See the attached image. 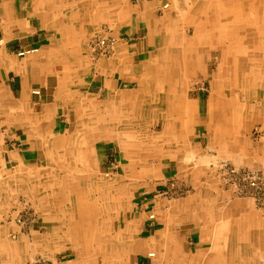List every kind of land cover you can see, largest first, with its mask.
I'll return each mask as SVG.
<instances>
[{
  "label": "crops",
  "instance_id": "crops-1",
  "mask_svg": "<svg viewBox=\"0 0 264 264\" xmlns=\"http://www.w3.org/2000/svg\"><path fill=\"white\" fill-rule=\"evenodd\" d=\"M122 3L123 7L120 8ZM220 3L238 4L234 7L238 15L232 18V24H225L229 19V16H226L221 19L222 22H218V29L213 30L211 28L213 25L208 26L207 20L215 15L203 12L199 8L206 4L198 3V6H193L189 12L182 8V0H0V41H3L0 43V177L15 180L20 177L31 179L35 176L32 175L35 167L48 159L57 165L60 162L65 164L63 169L58 166L42 171L41 177L44 178L42 184L46 187L41 192L40 200L37 197L41 208L46 211L44 218L47 217L48 222L54 223V231L61 234L58 240L65 237L63 240L65 242L77 241L74 238L76 232L73 231L72 234L67 230L66 220L64 221L67 209L64 196L82 192H78L73 185L67 192L64 189L67 183L59 180L72 179L71 183L75 184L78 179L91 178L86 162L89 165L97 162V171L98 161L101 159L99 144L105 140L122 144L120 139L115 141L114 137L117 129L113 121L114 106L128 108L129 96L137 95V102H131L136 109L140 111L151 108L152 102L147 100L146 96L140 101V95L146 94L145 89L152 87L153 83L155 86L160 84L162 79L154 78L151 69L153 72L157 66H161L162 69L167 65H164L168 62L165 60H169L170 70L167 74H163L166 72L165 69L161 72L163 80L170 84V88L167 87V92H161V95L162 93L168 95L162 106L166 108V112L163 111V116L159 119L161 121L164 118V123L158 136H150L146 140L145 135L143 136L141 140L143 148L149 145L165 146L168 144L166 141H169L185 146L184 156L190 154L187 159L195 157L194 151L186 147L178 132L183 127L195 130L198 125H204L210 132L217 129L218 140L225 141L232 132L230 136L232 134L235 140L241 141L242 125L249 123L250 119L241 117L243 107L241 85H238L236 90L241 102L235 104L231 111L222 110L221 93L227 83L226 77L230 75L228 70L225 71L227 75L221 79L215 67L217 76L212 80L213 95L208 101L206 112L203 110L200 95L193 99L190 89L195 83L201 84L209 79V68L206 66L211 57V49L208 48L214 47L215 51H219L223 50V47H234L235 43L228 37L230 33H235L234 37H239L238 39L243 41L261 38L257 44L242 45L240 42V47L250 55L246 56L247 66L250 61L264 66V54L261 56L259 53L258 59L255 54L264 46V36L260 35L261 30L264 31V20H261L264 15V0H215L218 8L221 6ZM165 4H169L167 9L163 8ZM123 8L125 18L120 20L117 14L123 11ZM245 8L249 10L247 19H253L248 26L240 25L239 22L243 14L241 10ZM254 9H257V12ZM174 10L178 12L172 16ZM166 11L171 13L165 14ZM195 18L197 19L194 22ZM166 19L169 22H166ZM115 20L118 21L116 25H119L117 27L119 43L114 46V53L106 61L109 68H106L103 79L98 82L97 73L102 70L91 67L90 76L81 81L83 85L89 83L90 91L86 92L88 95L92 94L100 83L99 93H105L106 101L90 99L87 104L90 103L95 108L92 112H85L90 118L84 121L85 114L83 120L81 115L78 117L76 114L77 126L72 130L75 102L78 101L83 106L85 104L83 100H89L81 97L82 95L77 98L78 87L76 88L74 84L77 79L74 77L76 76L74 68L85 66L87 62L91 64L87 58L90 54L83 55L85 36L92 32L97 22L112 24ZM184 24L186 26H183ZM201 28L206 31L200 32ZM238 31L240 33L237 34ZM159 35L161 48L157 58L154 62H148L155 56ZM202 35L208 38L205 40ZM30 49L39 51L24 57L17 55L18 52ZM124 67L130 70L124 73ZM250 75L254 77V81L259 77L255 71ZM124 82L137 84L138 90L134 92L120 90ZM180 82L183 84L182 88L186 90L181 93L177 91L176 85H172ZM263 89L264 87L256 88L258 100L264 101V94L261 92ZM37 91L40 93L35 94ZM157 104H160V100ZM162 108L155 110V107L152 114H159ZM99 113L105 118L98 121ZM164 114L167 115L166 118ZM171 116L179 119L178 122L175 121L176 125L174 121L172 122ZM229 117H232V124L229 123ZM178 123L183 125L181 129H178ZM86 130L89 134L80 140ZM143 132L145 134V131ZM48 162L50 163L49 160ZM134 164L128 167V171L133 172L137 178L142 172L139 168L146 163L138 160ZM96 171L93 175L97 173ZM127 175L133 177L130 173ZM48 185L54 189L46 193ZM4 186L5 181H0V197L4 192L2 191ZM28 187L30 189L27 188V193L34 194L33 185ZM113 188L115 186L102 189L103 197L109 201L110 196H113L112 199L120 202L117 206L116 219L121 218L118 223L135 228L139 234L137 241H130V245L139 244L137 250L133 249L129 255V258L137 259L134 264H264V212L263 214L251 212L250 203L235 197L232 202L231 198H228L232 195L229 190L221 189L218 196L220 199L208 198L199 190L181 203L168 208L161 207L163 203L160 201L157 205L160 209L157 218L151 221L148 216L153 213L154 208L151 209V205L157 200L156 197L151 200L152 194L144 191L133 193L131 187H124L118 191H114ZM132 194L134 195L132 207L129 208L127 203L124 204L125 207L121 206L123 198L126 199ZM79 199L80 196L77 197V200ZM108 205V202L105 203L104 217L111 221L110 224L115 225L114 222L117 221H114L115 209ZM62 206L65 208L62 209ZM60 208L61 213H57ZM247 208L250 211L249 215ZM98 210V207L95 208L96 221L102 217L98 215ZM55 216L58 221L54 220ZM89 217L91 219L94 214H89ZM51 235L55 234L53 232L47 234L45 231L42 233L43 239L47 242L50 241ZM19 243L22 242L18 240L12 244L4 242L0 245V250L4 246L5 250L8 249L16 255ZM69 249L71 250L67 251L73 253L78 251L74 245ZM150 251H154L152 252L155 254L154 259L149 257ZM71 255L75 257V254ZM3 257L7 255H0V258Z\"/></svg>",
  "mask_w": 264,
  "mask_h": 264
},
{
  "label": "rangeland",
  "instance_id": "rangeland-1",
  "mask_svg": "<svg viewBox=\"0 0 264 264\" xmlns=\"http://www.w3.org/2000/svg\"><path fill=\"white\" fill-rule=\"evenodd\" d=\"M198 3L204 5L206 4L203 8L202 6H199L203 12L215 15L211 16V18L207 20V25L210 24V26H216L211 27L213 30L217 29L219 26L218 22H222L221 19L226 16H230L228 21H225V24H232V18L235 16L237 17L238 15L234 10V7L238 6V4L235 3H232L231 5L220 4L222 6L218 8L215 4V0H191L190 2H188V0H182L181 5L182 8L184 7L187 11H189L193 9V6H198ZM120 5V8H122L123 3ZM241 11L243 14L241 13L242 17L239 20L240 25H250L253 22V19H247L249 10L245 8ZM254 11L257 12V9H254ZM177 12V10H174L172 12V16L176 15ZM169 13L171 12H165V14ZM124 14L125 9L123 8V11H120L117 14L118 18L123 20L125 18ZM115 17L116 14L114 13V18ZM263 18L264 15L261 17L262 21L264 20ZM196 19L197 18L194 19V22ZM163 20L165 21V19ZM116 22L118 21L115 20L112 24H110L99 21L92 32L85 36V41L83 42V55L88 56L87 53L90 54L91 57L88 56L87 58L91 64L87 62L85 66L74 68L76 75L74 77L77 78L75 79L76 83L74 84L76 88L80 87L79 89L77 88V98L82 95L81 97H86L89 100H83L85 103L83 106H81L78 101L75 102V113L73 114V124L71 126L72 130H74L77 126L76 114H78V117L80 115L83 117L86 111L88 113L94 111L95 108L90 105V103L87 104L90 99L94 98V100H98L100 102L106 101L105 93H99L101 90L100 83L97 85L98 88L92 91V94L88 95L86 92L90 91L89 83H85V85H83L84 83H81V81L90 76L89 70H91V67L102 70L98 72L100 74L97 73V78L98 82L103 79L106 68H109L106 61L109 60L110 55L114 53V47L111 50H107L99 44L101 41H112L114 39V46L119 43V36L117 35L119 31V28L117 27H119V25H116ZM166 22H169V20L166 19ZM183 26L186 25L184 24ZM199 31L202 33L205 32L203 28L199 29ZM261 32L262 33H260V35L264 36L263 29ZM203 37L204 39L208 38L207 36ZM160 42L161 35L157 38V50L155 52V56L153 59L148 60V62H154V60H156L158 55L157 53L161 48ZM261 47L262 50H257L255 52L257 56L256 59L259 58L260 54H262L261 56L264 54V46ZM208 49H211V57L209 58L208 65L206 66L207 69L209 68V79L207 81H203L204 84H202L203 82L201 84L195 83L190 89L192 92L190 95H193V99L199 95L202 98L201 104L203 105V110L205 112L209 106L208 101L213 95L211 88L213 77L217 76L216 70H218V66L222 64L223 60H226L222 57V54L219 51L216 52L213 48ZM208 49L205 50L208 51ZM238 53L240 55L238 56L237 54L235 58L238 61V66H242L243 68V70L241 69L243 73L242 76L246 77L247 75V78H250H242L240 80L243 106L241 117L243 118L244 116V118L247 117L253 120L251 121L249 119V123L242 125L241 141L235 140L232 137V134L230 136V133L232 132H230L226 140L223 141L221 139L218 140L219 134L217 129L210 132L204 125H198L195 127V130L194 128L192 130H188L186 127H183L181 123H178V129H181V126L183 127L180 132H178V135L183 139L187 145L186 147L189 150L194 151L195 157H189V159H187V156H184L185 146L177 143H169V141H166L168 144L165 146L156 147L149 145L143 148L141 140L144 135L146 140L150 136H158L162 131L164 118L161 121H159V119L163 116V111L166 112V108H162V106L164 99L167 98L168 95L166 96L167 93H162L163 95H161V92H167V87L168 89L170 88V84L163 80L161 72L165 69L166 72H163V74L169 73V60H165L168 62L164 63V65H167L163 66L162 69H160L161 66L154 68V72L153 69H151L154 78L157 77L158 80L162 79L160 84L158 83V86H155V83H153L152 87L145 89L146 94L140 95V101L144 96H146L147 100L152 102L151 108L146 110L142 109L140 111L138 108L136 109V106L131 102H137V95L134 97L129 96L130 104H127L129 106L128 108L122 109L114 106L113 121L116 125L115 128H117L115 129L114 137H116L115 141L120 139L122 144L113 143L111 140H105L99 144L98 151L99 155H101V159L98 161L99 164L97 171V162L94 164L90 163L91 165L86 162V168L88 169V173L91 174V178L78 179L76 180V185L71 183L72 179L59 180V182L62 181L67 183L64 188L67 192L70 191L68 190L70 186L71 188L75 186V189H77L78 192L82 191L79 200H77L78 195L67 194L64 196L66 197L64 200L67 204L64 221L66 220L67 230L71 231L72 234L73 231L76 232L74 238L77 239V241H75V243L63 241L65 240V237L58 240L61 234L54 231V223L48 222L47 217L44 218L46 211L44 212V209L41 208V205L39 204L40 197L42 196L41 192L43 191V188L46 187L44 186L45 184H42V181H44V178L41 177L43 174L42 171L51 170L52 167L58 166L63 169V166L65 165L64 163L61 164L60 162V164L57 165L55 162L51 161V159H48L50 163L48 160L43 163L40 162L39 166L37 168L35 167V170L32 171V175L35 176L31 179L20 177L15 180V178L0 177V181H5L6 184V186L2 189L4 192L0 197V245H3L4 242L12 244L17 240L22 242L18 244V251L16 255L12 253V251H8V249L5 250V247L2 246L0 255H7V257L0 258V264H134L137 259L129 258V255L133 252V249L137 250L139 244L132 243L130 245V241H137L136 239L139 238V234L135 228H129L126 224L121 225L118 223L121 219H116L118 218L117 206L120 205V202L116 201L115 198L112 199L113 196H110L108 201V199L106 200L102 194V189L112 188L114 186V191L121 190L124 187H131V191L133 193L144 191L148 194H152L151 200H154L155 197L158 200L151 205V209L154 208L152 212L156 214V217L160 210L157 208L160 201L163 203L161 207L168 208L173 204L181 203L186 198L191 197V194L197 193L199 190L206 194L208 198L215 199L220 196L221 189L224 191L229 190V192L232 193L230 197L228 196V198H231L232 202L235 197L239 200L250 203L252 205L251 212H261V214H263L264 101L256 98V88L258 87L262 89V87H264V66L254 64L252 61L248 62L247 66L246 56L249 57V53L244 50L241 52L238 50ZM228 59H230V57ZM128 70L130 69L124 67V73ZM227 70L229 74L232 73V67ZM252 71L259 74V77H257V80L255 81L253 80L254 77L250 75ZM233 81L237 82L235 84L236 86L238 84V80L234 79ZM159 85L163 87H159ZM172 85H176V89L180 93L182 91H186L182 88V82ZM231 86H233V84H230V87L227 86L224 90L226 91L231 89ZM119 89L124 90V92H134L138 90V86L132 82H124ZM236 90L233 95H225L229 103L226 108L222 104L223 111H231L234 109L235 104L237 105L240 103L238 100V98L240 99V95L238 96L239 93ZM261 92L264 94V89L261 90ZM159 100L160 104H157ZM153 107H156L155 110H157V108L158 110L162 108V113L160 112L159 114L153 115ZM244 112H246L245 115ZM137 113L140 115H137ZM99 114L97 115L98 121L101 118H105V116ZM164 116L166 118L167 115L164 114ZM89 118V114H85V119L83 117L82 120L84 119V121H88ZM171 120L172 122L174 121V124L176 123L175 121H179V119L176 120V118H173L172 116ZM229 123H233L232 117H229ZM143 131H145V134ZM88 134L89 131H84L81 135L82 139L80 140H83L84 136L87 137ZM117 135L119 137H117ZM147 150L149 152H147ZM138 160H143L146 165H142V168H139L142 172L141 175L136 178L134 177L133 172L128 171V167L135 165L134 163ZM57 161L58 160H56V162ZM54 169L55 168H53V170ZM95 171L97 173L93 175ZM140 171L138 172L140 173ZM82 173L86 174L85 172ZM127 173L132 174L133 177L127 175ZM107 174L108 176H106ZM242 175L256 178V189L251 187L249 180L247 182ZM29 185H33L34 194L29 192L27 193ZM53 189L54 188H52V186L48 185L45 192L47 193L48 190L51 191ZM133 196V194L127 196L126 199L129 197L127 202L126 199L123 198V204L121 203V206L125 207L124 204L127 203L130 206L129 208H131L133 205ZM37 197H39V200ZM218 198L220 199V197ZM113 201L114 203H112ZM107 202L109 203L108 206L114 207L115 209L114 221L117 220L114 222L115 225L110 224L111 221L105 219L104 217L106 215L105 203ZM51 204L53 203L51 202ZM97 207L99 209L98 215L102 216L99 217L98 221H96L97 219L95 218V214H97L95 208ZM63 208L65 207L62 206V209ZM61 211L62 210L60 208L57 210V213H61ZM247 212L249 215V208H247ZM89 214H94V217L89 219ZM55 218L56 219L54 220L58 221L56 216ZM44 231L47 234L52 232L55 234L53 236L51 235L49 242L43 239L42 233ZM73 236L74 235H72V237ZM122 240H125V242H122ZM73 245L78 248V251L74 253L67 251L71 250L69 248ZM150 252L152 253L154 251ZM71 254H75V257H71ZM151 259H154V257H151Z\"/></svg>",
  "mask_w": 264,
  "mask_h": 264
},
{
  "label": "bare ground",
  "instance_id": "bare-ground-1",
  "mask_svg": "<svg viewBox=\"0 0 264 264\" xmlns=\"http://www.w3.org/2000/svg\"><path fill=\"white\" fill-rule=\"evenodd\" d=\"M221 4V3H220ZM218 5V4H217ZM250 5V4H249ZM222 6V5H221ZM195 7V6H194ZM224 10V9H223ZM178 11V10H177ZM190 12V11H189ZM218 12V11H217ZM220 12V11H219ZM224 13V12H223ZM183 14V13H182ZM218 15V14H217ZM181 16V15H180ZM203 17V16H202ZM230 17V16H229ZM187 18V17H186ZM228 19V18H227ZM216 23V22H215ZM198 24V23H197ZM205 24V23H204ZM221 24V23H220ZM264 24V23H263ZM201 25V23H200ZM199 25V26H200ZM197 26V25H196ZM209 26V25H208ZM216 27V26H215ZM218 29V28H217ZM252 29V28H251ZM206 31V30H205ZM246 31V30H245ZM252 32V31H251ZM163 33V32H162ZM240 33V31L237 32V34ZM235 33H230L228 35V37H230V40L232 41V43H235L234 47L232 46H228V47H223V50H219V52L222 54V57H224L226 60L222 61V64L218 66V71L220 72V78L223 79L225 77V71H227L228 68L232 67V73L230 75H227V83L224 85L223 91L221 93V100H222V104L225 106V108L228 106L229 101H227L226 96L229 95H233L234 91L236 90L237 86L240 85V80L242 78L245 79H250L247 78L248 76L246 75V77H243V73H242V66H238V61L236 60L235 56L238 54V56L240 55L238 53V50L241 52V47H240V42H242V45H249L251 43H258L261 38L258 40L251 38L250 40H239L238 38H235L234 35ZM165 35V34H164ZM240 35V34H239ZM257 35V34H256ZM203 36V35H202ZM233 36V37H232ZM204 40V39H203ZM206 40V39H205ZM235 41V42H234ZM205 43V42H204ZM256 43V44H257ZM115 43L113 44L114 47ZM197 45V44H196ZM214 48V47H213ZM217 52V51H216ZM237 52V53H236ZM191 55V54H190ZM230 57V59H228ZM202 63V62H201ZM159 65V64H158ZM146 68V67H145ZM242 69V70H241ZM233 77V78H232ZM234 79L238 80V84L235 86V84L237 83L236 81H233ZM222 82V81H221ZM245 83V81H244ZM230 84H233V86H231L232 88L229 90H224L227 86L230 87ZM226 95V96H225ZM237 96V95H236ZM239 96V94H238ZM235 97V96H234ZM238 98V97H236ZM239 100V98H238ZM241 102V99L239 100ZM186 103V102H185ZM183 105V104H182ZM184 106V105H183ZM224 108V109H225ZM223 110V108H222ZM114 115V114H113ZM206 121V120H205ZM82 129V128H81ZM189 154V153H188ZM187 154V156H188ZM190 155V154H189ZM186 156V155H185ZM108 176V174L106 175ZM64 193V192H63ZM58 194V193H57ZM78 196H80V194H77ZM57 199V197H56Z\"/></svg>",
  "mask_w": 264,
  "mask_h": 264
},
{
  "label": "built area",
  "instance_id": "built-area-1",
  "mask_svg": "<svg viewBox=\"0 0 264 264\" xmlns=\"http://www.w3.org/2000/svg\"><path fill=\"white\" fill-rule=\"evenodd\" d=\"M168 6H169V4H165V5L163 6V8H164V9H167ZM114 41H115V39L112 40V41H101V43H100L99 45L102 46V47H104V48L107 49V50H111V49L113 48V44L115 43ZM0 43H3V41H0ZM99 45H98V46H99ZM38 51H39L38 49L23 50V51H21V52H18L17 55L20 56V57H24V56H27V55L35 54V53H37ZM0 84H1V82H0ZM39 93H40L39 91L35 92V94H39ZM242 176L244 177V179H245L247 182H248V180H249V183H250V186H251V187H253V188L256 189V187H257V179H256V178H254V177L251 178L250 176H244V175H242ZM148 218H149V220L153 221V220H155L157 217H156V214L151 213V214H149ZM154 256H155L154 253H150V254H149V257H154Z\"/></svg>",
  "mask_w": 264,
  "mask_h": 264
}]
</instances>
